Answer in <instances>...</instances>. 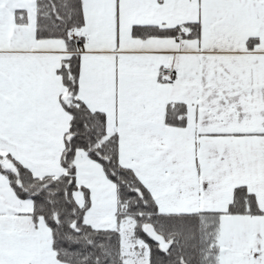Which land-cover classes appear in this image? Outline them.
<instances>
[{"label":"snow or ice","instance_id":"1","mask_svg":"<svg viewBox=\"0 0 264 264\" xmlns=\"http://www.w3.org/2000/svg\"><path fill=\"white\" fill-rule=\"evenodd\" d=\"M0 264H264V0H0Z\"/></svg>","mask_w":264,"mask_h":264}]
</instances>
